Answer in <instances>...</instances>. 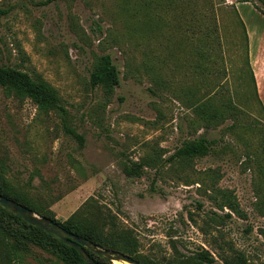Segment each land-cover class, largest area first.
Listing matches in <instances>:
<instances>
[{
  "label": "rangeland",
  "instance_id": "1",
  "mask_svg": "<svg viewBox=\"0 0 264 264\" xmlns=\"http://www.w3.org/2000/svg\"><path fill=\"white\" fill-rule=\"evenodd\" d=\"M263 21L264 0H0L1 63L48 81L64 107L46 112L0 86L8 182L60 222L82 212L106 233L114 221L138 260L203 248L226 264L233 247L264 264V101L246 30ZM104 55L120 71L113 92L91 83ZM227 97L242 114L218 127L199 118L200 100ZM200 136L210 154L173 160ZM143 158L151 166L129 177L125 165ZM229 199L243 216L219 206ZM5 221L14 234L0 232V264H67Z\"/></svg>",
  "mask_w": 264,
  "mask_h": 264
},
{
  "label": "trees",
  "instance_id": "2",
  "mask_svg": "<svg viewBox=\"0 0 264 264\" xmlns=\"http://www.w3.org/2000/svg\"><path fill=\"white\" fill-rule=\"evenodd\" d=\"M253 78L257 90V83L254 74ZM91 83L93 86H102L109 92H113L114 89L120 85V71L110 55H104L97 60L91 73ZM0 86L5 89L8 95L13 94L21 99H31L38 108L43 111L64 110L62 99L58 91L48 81L40 77H32L26 71L17 67L4 65L1 61ZM196 112L199 118L212 122L214 126L218 127L231 115L242 114L243 110L235 105L231 97H227L226 102L222 103L220 107L215 105L211 99L200 100L196 105ZM212 144L211 140L207 139L205 136H200L194 140L185 142L183 146L176 151L172 158L173 160H179L204 157L212 152ZM151 164L152 163L149 160L143 158L140 161H133L130 164H126L124 171L129 177H134L135 175H141L144 172V168L146 166H151ZM0 194L57 222L66 230L88 239L99 248L123 253L138 261L140 264H153L140 259L138 260V246L135 239H133L124 228L119 227L114 221L108 223L109 228L106 233H104V227L102 224L99 225L95 220L90 219L86 215H82V212H77L69 220L60 222L56 220L51 211H42L27 194L17 191L12 185H10L5 176L4 163L1 160ZM219 206L221 208L227 206L234 213L243 216L239 209V204L235 199H229L226 203ZM227 216L231 217L229 214ZM7 217L13 219L25 228H28L31 232L36 233L38 238H36L35 241L39 244L44 243L53 246L55 252L67 264H88L76 249L64 245L43 230L30 225L21 218L2 208H0L1 233L5 235L14 234L10 231L9 227L6 226L7 222L5 220ZM231 249L233 257L230 259L225 258L224 260L226 264H253L249 262L247 256L242 251L233 249V247ZM86 251L99 264H108L111 262L109 259L104 258L89 249H86ZM215 261L216 258L214 254L210 250L202 248L201 251L197 252L193 257L183 258L181 261L170 264H214Z\"/></svg>",
  "mask_w": 264,
  "mask_h": 264
},
{
  "label": "water",
  "instance_id": "3",
  "mask_svg": "<svg viewBox=\"0 0 264 264\" xmlns=\"http://www.w3.org/2000/svg\"><path fill=\"white\" fill-rule=\"evenodd\" d=\"M0 208L21 218L30 225L43 230L64 245L76 249L88 264L99 263H97L88 254L86 249H89L97 253L98 255H101L113 261H123L131 264H140L138 261L123 253L99 248L96 244L89 241L88 239L80 237L66 230L57 222L47 217L38 215L33 209H30L8 197H5L2 194H0Z\"/></svg>",
  "mask_w": 264,
  "mask_h": 264
},
{
  "label": "crops",
  "instance_id": "4",
  "mask_svg": "<svg viewBox=\"0 0 264 264\" xmlns=\"http://www.w3.org/2000/svg\"><path fill=\"white\" fill-rule=\"evenodd\" d=\"M259 23L260 21L257 24ZM262 23L264 24V21ZM246 30L249 41L250 64L256 79L257 92L261 100L264 101V27L259 29L257 26H253V28L246 26Z\"/></svg>",
  "mask_w": 264,
  "mask_h": 264
},
{
  "label": "bare ground",
  "instance_id": "5",
  "mask_svg": "<svg viewBox=\"0 0 264 264\" xmlns=\"http://www.w3.org/2000/svg\"><path fill=\"white\" fill-rule=\"evenodd\" d=\"M114 264H129V263H126V262H120V261H115Z\"/></svg>",
  "mask_w": 264,
  "mask_h": 264
}]
</instances>
